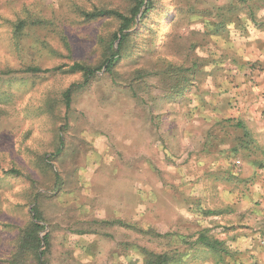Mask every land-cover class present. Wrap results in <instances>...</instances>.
I'll return each mask as SVG.
<instances>
[{"label":"rangeland","instance_id":"obj_1","mask_svg":"<svg viewBox=\"0 0 264 264\" xmlns=\"http://www.w3.org/2000/svg\"><path fill=\"white\" fill-rule=\"evenodd\" d=\"M157 1L167 19L162 44L155 51L149 33L139 36V49L113 76L99 72L74 95L64 126L62 92L82 80L69 67L98 64L100 39L116 27L110 19L83 22L81 9L124 10L128 0H0L1 261L29 218L27 194L37 189L47 264H144L141 249L222 264V254L196 245L200 235L238 253L227 264H253L254 237H264V169L252 163L264 155L237 146L242 124L264 147V127L239 113L251 73L234 84L235 68L227 70L223 57L226 41L250 43L251 27L241 35L230 24L223 41L222 32L207 29L218 21L216 7L236 8L238 0ZM179 2L187 11L174 8ZM160 58L184 67L196 58L197 72L177 92ZM26 66L41 72L23 73ZM59 133L64 149L50 162L60 178L54 186L40 159L55 154ZM10 169L24 177L6 174Z\"/></svg>","mask_w":264,"mask_h":264},{"label":"trees","instance_id":"obj_2","mask_svg":"<svg viewBox=\"0 0 264 264\" xmlns=\"http://www.w3.org/2000/svg\"><path fill=\"white\" fill-rule=\"evenodd\" d=\"M182 3L183 2H179V4L177 3L178 5L176 4L174 7L179 13L184 12L185 10L187 11L188 8V5L185 6V4ZM244 6H248L247 11L239 13V8ZM262 7H264V0H238V6L236 8L216 7L215 12L218 21L216 23L208 22L207 29L209 26V29L213 33L221 34L222 32V34H225L228 28H230V24L234 23L235 29L241 27L243 29L242 31L245 33L247 31L246 25L252 22V20H255L256 11L260 10V8L262 9ZM161 8L164 7L161 6L157 0H128L127 6L124 10L102 7H95L90 11L81 9L80 16L83 22L110 19L116 27L112 33L109 32L100 39L102 53L98 64L91 65L84 62H75L69 67L67 72L69 74L79 75L82 80L78 83L71 84L62 92L61 103L65 109L64 126L68 124V113L71 109L74 95L86 89L90 82L95 78H98L99 72H105L109 76H113L118 64L124 60L126 55H131L130 53L134 49H139L137 48V39L139 36L144 32L149 33L151 47L155 51L159 48L165 37V33L160 31V26L167 22V19H163L166 12L165 10H161ZM184 8L186 9L184 10ZM240 15H242V17ZM155 17L159 19V23H154L152 21ZM137 19H139V22L137 28H135ZM238 30L240 31V29ZM115 42H117L116 48L114 47ZM171 57H175V53H172ZM159 61L161 66L164 67V76H167L169 71L167 78L174 79L175 84L173 83V88H175L177 92L182 90L186 84L190 82L189 77L197 72L199 64L196 58L189 61V67H184L183 64L175 65L165 58H160ZM51 70H57V68ZM51 70H46V72ZM142 70L143 69L139 68L135 72L144 73ZM22 72L36 75L41 72V69L36 66H26L22 69ZM1 74L6 73L2 71ZM142 78H144V76L141 75L138 76L137 79L140 80ZM240 128L243 133L241 143H239L237 149H244L248 151V153L256 150L258 154L264 155V147H261V145L256 142L257 140L252 137L249 130L245 129L242 124ZM61 132L63 134V130ZM62 134L59 133L57 135L55 154L48 161L44 160V158L40 159V165L44 169L49 170L51 175L54 176L52 178V185L54 186H58L60 178L59 173L54 170V165L50 162L53 161L55 157L59 156L64 149ZM237 149H234V151ZM252 164L258 169L262 167L264 169V156L261 160L255 159ZM5 173L8 175L24 177V175L17 169H10ZM28 178H30V176ZM41 195L44 194L37 189L35 192L31 191L27 194V207L33 205L27 212L29 218L27 222L18 229L16 237H13L10 241L12 250L7 259L3 261L0 260V264H47L46 257L47 252L49 251V234L44 235L43 238L39 236V232L44 229L41 223L42 218L39 206L37 204ZM2 228L3 230H9V227L7 226ZM196 245L204 246V248L213 251L217 256L222 254V264H227L224 261V258L227 256L235 259V256L238 254L224 248L223 243L221 244L217 240H210L204 235H200ZM192 246H190V248ZM40 248L43 249L40 250ZM141 254L144 256V264H188V255L190 253H178L175 251L155 253L147 251L146 249H141Z\"/></svg>","mask_w":264,"mask_h":264},{"label":"crops","instance_id":"obj_3","mask_svg":"<svg viewBox=\"0 0 264 264\" xmlns=\"http://www.w3.org/2000/svg\"><path fill=\"white\" fill-rule=\"evenodd\" d=\"M262 11H264V7L257 10L255 20H252V22L246 25V29L251 27V32L249 31L250 43H245L246 45H242V48H238L237 40L235 45L226 41L225 43L227 45L224 47L227 52L223 57L228 63L227 70H232L233 67L235 68L234 84H237L239 77L245 75L246 72L251 73V79L253 81L248 86L249 88L246 86L244 88L241 87L239 100H242L243 107L239 113L242 115L241 117L244 115L246 119H250L252 115L254 117L256 116L257 123L264 127V76L260 78L259 76L262 74L257 72L258 69H264V13H261ZM238 29H240L238 32L241 35L242 33L244 34L241 27ZM223 39L229 40L230 38L228 39V36L224 38L222 34V41ZM244 39L247 41V36ZM223 61L222 58V63H224ZM247 66H251V69L248 71L246 70ZM227 72L232 73V71ZM255 72L257 75H255ZM253 247L256 249V252L252 253L256 254L253 256V264H264V237H254Z\"/></svg>","mask_w":264,"mask_h":264},{"label":"water","instance_id":"obj_4","mask_svg":"<svg viewBox=\"0 0 264 264\" xmlns=\"http://www.w3.org/2000/svg\"><path fill=\"white\" fill-rule=\"evenodd\" d=\"M118 42V41H117Z\"/></svg>","mask_w":264,"mask_h":264}]
</instances>
